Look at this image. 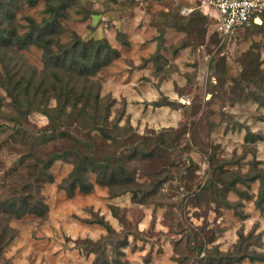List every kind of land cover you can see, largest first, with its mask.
Here are the masks:
<instances>
[{
	"label": "rangeland",
	"instance_id": "rangeland-1",
	"mask_svg": "<svg viewBox=\"0 0 264 264\" xmlns=\"http://www.w3.org/2000/svg\"><path fill=\"white\" fill-rule=\"evenodd\" d=\"M74 3V8H68V15L60 18L59 44L71 45L77 36L92 41L94 48L100 46V54L109 51L106 64L91 79L99 84L101 96L115 99L111 118L124 109L138 133L150 129L156 132L163 128L185 129L179 141L185 147L180 152L183 162L179 166L184 173L179 175L174 168L161 185L157 198L163 205L138 204L129 193L111 197L108 189L97 185L93 177L92 192L75 191L70 195L57 184L71 171L72 163L56 160L50 169L52 180L41 188L46 205L44 217L0 215V232L6 225L14 234L1 248L0 264H91L94 255L85 254L82 240L97 241L106 235L102 225L88 221L98 217L113 227L115 236L124 231L131 233L130 244L121 256L125 264L185 261L190 247L201 239V234L195 237L196 228L214 232L215 239L208 247L228 251L238 232H242L252 234L251 246L264 252V201L262 207L256 202L258 180L250 185L237 182V187L247 192L249 198L229 191L226 199L231 207L221 205L211 195L197 200L188 197L210 174L213 167L208 162L209 155L217 161L214 164H223L227 174L264 172V107L255 97L258 88L242 79V71L252 59L264 70V27L258 30L245 27L216 43L211 38L213 21L200 10L198 0H75ZM19 6L15 16L18 24L24 26L19 28L20 32L27 25L23 16L39 21L46 15L45 0H37L34 5L24 1ZM209 10L214 13L212 7ZM192 12L207 16L195 29H205V36L201 29L199 40L187 39L192 38L189 31ZM184 40L189 43L174 52L173 48ZM14 56L25 66L42 69V49L35 45ZM0 94L4 95L2 89ZM165 98L176 102V108L152 104ZM6 116L0 115V124L8 126L0 128V199L13 192L8 175L27 151L21 136H11V122ZM28 123L34 131L44 127L47 118L32 112ZM248 133L252 140L245 139ZM46 150V146L42 147L38 153ZM111 205L118 206L122 219L112 214ZM238 264H264V261L246 259Z\"/></svg>",
	"mask_w": 264,
	"mask_h": 264
},
{
	"label": "trees",
	"instance_id": "trees-1",
	"mask_svg": "<svg viewBox=\"0 0 264 264\" xmlns=\"http://www.w3.org/2000/svg\"><path fill=\"white\" fill-rule=\"evenodd\" d=\"M24 1L34 5L37 0H0V89L4 91V95L0 94V115L7 114L5 119L11 122V136H21L22 144L27 148L8 175L13 192L0 199V215L6 214L8 218L30 214L44 217L46 205L41 188L52 180L50 169L56 160L72 163L71 171L57 184L59 189H65L70 195L75 191L92 192L93 177L97 185L108 189L111 197L129 193L134 203L163 205L157 198L161 185L174 168L179 175L184 173L179 166L183 162L180 152H184L185 147L179 141L185 129L163 128L159 132L150 129L138 133L125 116L124 109L111 118L115 99L109 95L101 96L99 84L91 79L106 64L109 51L100 54V46L94 48L92 41L86 42L77 36L71 45L59 44L60 18L68 15V8H74L75 0H45L46 15L39 21L31 16H23L27 25L20 32L19 28L24 26L18 24L15 11ZM192 14L189 28L192 38L187 39L199 40L203 27L197 31L195 29L205 22L207 16L197 12ZM260 18L262 23L251 22L239 27L236 32L248 26L257 30L263 28L264 13L260 14ZM211 38L216 43L225 39L215 31ZM188 43L184 40L173 51ZM30 45L42 49L43 66L40 70L23 65L14 56ZM249 65L242 71V79L258 88L259 93L255 97L264 107V70L257 60H250ZM152 104L176 108V102L167 98L155 100ZM32 112L46 116L44 127L34 131L28 127V116ZM123 119V123H120ZM262 119L264 121V116ZM7 127L4 123L0 124V128ZM27 129H30L29 133ZM245 139L252 140L253 137L248 133ZM56 143L60 145L58 148L48 146ZM45 146L48 150L38 153ZM207 159L213 168L205 182L188 197L197 200L211 195L221 205L231 207L232 204L226 199L227 192L235 191L239 197L249 198L247 192L237 187L236 183L250 185L258 180L261 204L259 200L256 202L262 207L264 172L259 170L231 175L223 169V164H214L217 161L213 155ZM188 162H192L191 159ZM110 210L115 217L122 219L118 206L111 205ZM88 221L100 224L106 230V235L97 241L89 238L82 240L86 247L85 254L94 255L91 264H125L121 256L123 249L130 244L128 236L131 233L124 231L120 236H115L113 227L103 217ZM10 231L6 225L1 228L0 251L13 238L14 234ZM195 232V237L201 234V239L190 247L189 257L185 261L178 260V264H238L246 259L264 261V252L257 251L249 242L252 234L238 232L231 249L221 251L217 246L208 247V243L215 239L214 232H204L202 228H196ZM133 239H136V235H133Z\"/></svg>",
	"mask_w": 264,
	"mask_h": 264
},
{
	"label": "built area",
	"instance_id": "built-area-1",
	"mask_svg": "<svg viewBox=\"0 0 264 264\" xmlns=\"http://www.w3.org/2000/svg\"><path fill=\"white\" fill-rule=\"evenodd\" d=\"M200 10L214 22V31L223 38L231 37L241 26L261 21L264 0H198ZM210 7L214 13L210 12Z\"/></svg>",
	"mask_w": 264,
	"mask_h": 264
}]
</instances>
